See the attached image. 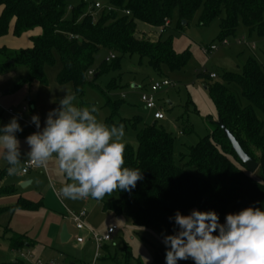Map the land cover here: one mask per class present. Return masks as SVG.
<instances>
[{"label": "trees", "instance_id": "obj_1", "mask_svg": "<svg viewBox=\"0 0 264 264\" xmlns=\"http://www.w3.org/2000/svg\"><path fill=\"white\" fill-rule=\"evenodd\" d=\"M96 1H81L72 8L68 18V0H0V37L10 32L12 23L16 37L41 29L40 34L30 37L29 47L0 48V72L10 67L28 69V78L16 84V89L31 86L35 81L46 84L45 66L55 63L57 55L62 63L58 82L71 83L77 98L83 96L87 86H92L107 97L111 113L116 115L119 102L109 99L106 90L96 85L95 77L119 68V59L127 55H138L141 60L146 58L157 71L163 65L170 70L180 69L190 57L189 51L176 52L171 38H160L156 42L138 38V21L164 32L169 27L165 25L166 21L171 23L176 13L181 26L183 20L192 21L202 8L200 21L203 24L220 18L219 40L234 35L240 21L251 32L264 36V0H105L104 5L114 8H105L94 17L89 7L96 9ZM102 51L113 52L116 58L110 62L102 59L93 75L88 77V71L92 70ZM197 76L213 79L206 70L199 71ZM225 78L239 87L245 105L225 84H209L207 88L218 118L223 120L244 151L259 163L256 172H250L241 162L215 122H212L211 133L181 155L182 159L187 158L184 165H178L173 150L174 138L162 125L154 123L139 132L136 146L125 145L124 150L123 167L139 169L143 179L130 192L117 190L115 200H108L106 195L101 200L104 210L125 213L134 227L152 229L164 238L179 231L175 223L177 212L187 216L193 210L214 211L219 222L224 223L227 214L246 207L264 210V64L250 57L242 74L227 72ZM115 87L112 84L108 91ZM79 107H88V104L82 101ZM3 127L0 125V129ZM255 150L260 154L256 155ZM189 166L197 168L199 174L189 170ZM1 181L0 175V196L14 194V188L2 186ZM41 204L19 197L16 207L38 210ZM214 235H218V230ZM8 241L11 249H20L28 237L11 230ZM103 250L107 254L104 258H113L107 247L103 246ZM124 253L128 264L131 251L125 247ZM157 262L166 264V258L158 253ZM137 264L144 263L138 260ZM176 264L195 262L177 260Z\"/></svg>", "mask_w": 264, "mask_h": 264}, {"label": "rangeland", "instance_id": "obj_2", "mask_svg": "<svg viewBox=\"0 0 264 264\" xmlns=\"http://www.w3.org/2000/svg\"><path fill=\"white\" fill-rule=\"evenodd\" d=\"M81 1L83 0H68L66 17H71L72 8ZM100 2L103 5L106 1ZM101 10L103 8L89 7L94 17ZM201 12L202 8L192 21L187 23L183 20L181 26L176 13L164 32L163 29L137 22L138 38L152 42L160 38H171L176 52L189 51V60L182 68L170 70L163 65L157 71L149 65L146 58L141 60L138 55L123 56L119 59V68L110 69L95 77L96 85L106 90L109 99L119 102L116 115H112L111 106L106 102L107 97L92 86H87L83 96L76 97L73 104L79 107L84 101L89 109L95 106L98 109L94 113L97 120L108 126L123 124L125 135L121 142L124 145L136 146L138 134L145 126L154 123L162 125L174 138L176 163L184 165L187 158L182 159L181 155L186 154L189 147L200 138L211 133L212 122L218 119L217 108L207 86L214 83L225 84L245 105L246 101L239 87L235 83H228L225 73L242 74L243 66L250 57H255L264 64L263 35L251 32L240 21L234 35L219 40L220 18L203 24L200 21ZM212 45L217 48L208 53L203 52L204 48ZM107 56L108 52L102 51L91 69L96 70L99 62ZM55 58V63L45 66L46 84L35 81L31 86L24 85L16 89V84L28 78V69L24 66L10 67L0 72V125H7L16 117L23 129L15 133L22 161L15 174L9 175V165L3 158V149L0 148L1 184L14 188V194L0 196V263L21 261L20 264H127L124 248L128 247L132 254L128 264H137L138 260L144 264H163L157 262V256L160 253L166 258L169 245L165 244V238L159 233L149 228L134 227L125 213L104 210L101 200L97 201L90 196L71 200L59 195L63 186L74 181L69 180L59 168L56 153L43 166H34L27 174L21 172L24 162L29 161L28 153L31 150L26 137L36 133V125L31 122L32 116H39V132L42 131L46 126L48 113L58 109L61 100L74 92L71 83L58 82L62 63L57 55ZM204 70L214 74L215 78L197 76L199 71ZM163 79H168L170 84L160 90L154 89V83ZM112 84L116 87L108 91ZM143 94L153 96L156 108L145 107V102L141 99ZM22 106L27 107L22 116L8 113L9 109L18 112ZM158 110L164 114L161 120L154 118V113ZM254 152L256 155L260 154L259 150ZM188 169L199 174L195 167L189 166ZM26 181L29 184L23 185ZM19 197L42 204L38 210L21 209L16 207ZM116 198V191L107 197L108 200ZM80 210H86V216L81 219L83 229L77 228L73 218ZM64 225L70 234L65 242L61 239ZM114 225L117 230L111 240L98 248L95 236H102ZM11 230L27 235L28 241L22 248H10L8 238ZM79 236L84 238V242H77L76 238ZM103 246L109 249L113 258H104L107 254Z\"/></svg>", "mask_w": 264, "mask_h": 264}, {"label": "clouds", "instance_id": "obj_3", "mask_svg": "<svg viewBox=\"0 0 264 264\" xmlns=\"http://www.w3.org/2000/svg\"><path fill=\"white\" fill-rule=\"evenodd\" d=\"M76 95H66L58 109L48 113L42 131L26 137L30 146L29 161L37 167L57 154L59 168L69 183L60 189L67 199L78 200L89 196L99 201L117 190L131 191L143 179L139 169L123 167L125 145L124 126L106 125L97 120L95 106L76 107ZM31 122L40 127L39 116ZM23 131L13 117L0 132V148L13 175L21 164L19 141L15 133ZM179 231L165 237L169 245L166 264L191 259L195 264H264V210L246 207L227 214L219 222L214 211H196L191 215H175ZM218 230V235H214Z\"/></svg>", "mask_w": 264, "mask_h": 264}, {"label": "built area", "instance_id": "obj_4", "mask_svg": "<svg viewBox=\"0 0 264 264\" xmlns=\"http://www.w3.org/2000/svg\"><path fill=\"white\" fill-rule=\"evenodd\" d=\"M94 7H95L96 9H102V8L105 9V8H107L108 10L114 8V7L111 6V5H104V4L102 5L101 2H100V0H97V1L94 3ZM126 14H129V12L127 11ZM169 24H170V21L167 20L166 23H165V25L168 26ZM263 40H264V36H263ZM216 48H217L216 45H212L210 48H207V49L204 48V49H203V52H204V53H208V52H210V51L215 50ZM115 58H116V54L113 53V52H110V53L108 54V56L106 57V61L110 62V61H112V60L115 59ZM92 75H93V70H89V71H88V77H91ZM211 77H212V78H215V75H214V74H211ZM169 84H170V82L168 81V79H163V80H161V81H156V82L154 83V85H153V88H154V89H157V90H160V89H162L163 87L168 86ZM141 99H142V101L145 102V107H146L147 109H154V108H156V104H155V101H154L153 96L148 95V94H143V95L141 96ZM26 111H27V107H26V106H22L20 111L16 112V111L13 110V109H9V110H8V113H10V114H17V115H19V116H22ZM154 118H155V119H163V118H164V114H163L160 110H158L157 112L154 113ZM39 128H40V127H39ZM39 128H37V127L35 126V130H36V132H39ZM34 166H35V165H32V164L30 163V161H26V162H24V164H23V167H22V169H21V172H22L23 174H27V173L29 172V170H31V168H33ZM59 195L61 196L60 193H59ZM85 216H86V210H80L79 212H77V213L74 214V217H73V218H74V220L76 221V224H77V228H78V229H83V228H84V224L82 223L81 219H82L83 217H85ZM116 230H117V226L114 225V226L109 227L108 230H107V232H106L105 234H103L102 236H97V235H96V236H95V241H96V243H97L98 248H101V247H102V244H103L104 242H107V241L111 240L112 235L116 232ZM76 240H77V242H79V243L84 242V238L81 237V236L77 237ZM97 257H98V255H97Z\"/></svg>", "mask_w": 264, "mask_h": 264}, {"label": "water", "instance_id": "obj_5", "mask_svg": "<svg viewBox=\"0 0 264 264\" xmlns=\"http://www.w3.org/2000/svg\"><path fill=\"white\" fill-rule=\"evenodd\" d=\"M215 123L222 129L224 135L229 139V141L232 144L233 150L238 155L241 162L250 170V172L254 173L259 167V163L254 160L249 154H247L244 149L242 148L240 142L237 140V138L230 132V130L225 126L223 120L221 118H218ZM26 185V184H23ZM70 238V234L68 233V230L66 226H63L62 232H61V239L63 242L67 241Z\"/></svg>", "mask_w": 264, "mask_h": 264}, {"label": "crops", "instance_id": "obj_6", "mask_svg": "<svg viewBox=\"0 0 264 264\" xmlns=\"http://www.w3.org/2000/svg\"><path fill=\"white\" fill-rule=\"evenodd\" d=\"M0 14H1V8H0ZM41 33L40 28H36L32 31L24 33L21 37H16L13 35V23L10 28V32L0 37V48L1 47H8L12 49H18V48H25L31 46L30 37L35 36ZM23 184L28 185L29 181L24 182Z\"/></svg>", "mask_w": 264, "mask_h": 264}]
</instances>
